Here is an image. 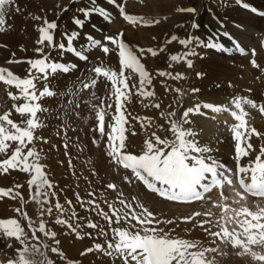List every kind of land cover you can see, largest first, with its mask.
<instances>
[{
  "label": "snow or ice",
  "instance_id": "1",
  "mask_svg": "<svg viewBox=\"0 0 264 264\" xmlns=\"http://www.w3.org/2000/svg\"><path fill=\"white\" fill-rule=\"evenodd\" d=\"M105 3L114 7L130 24L158 23V21L144 17L129 15L125 7L126 0H105ZM14 5L15 0H0V32L5 30L6 16ZM243 7L254 14L264 16V11L252 8L247 3H244ZM67 10V8L62 9V11ZM15 11L19 12L20 8L16 6ZM177 11L195 13L196 9L179 8ZM77 12L79 15L71 18L75 29H66L62 32L59 42L56 41L54 35L58 29L56 21L43 19L42 25L37 29L38 39L36 41L37 45L43 47L35 49L38 54H41V58L27 61L30 66L27 77L21 78L10 69L0 66V83L5 85L6 89L15 88L18 93L7 91L8 98L14 102L11 108L21 117H26L18 123L11 118L10 110L0 113V175L17 171L29 177L27 179L29 190L27 200L17 190L23 187L21 184H14L8 188L0 187V199L19 201L20 206L14 208L13 211L26 221L27 229L31 232V237H29L20 219L0 218V236L14 238L21 245V248L17 249V257L9 259L6 264H53V261L45 255L50 248L49 244L42 241L37 233L54 241L55 245L60 244V241L55 239L56 232L46 226L44 219L45 215L52 216L54 210L57 213L55 223L66 226L70 233L75 234L76 239H83L85 235L92 238L91 232H83L85 228L96 230L97 236L104 237L103 244L95 243L92 247L85 248L80 253L81 256L95 251L113 260L119 259L122 264H216L215 257L209 258L208 254L226 255L220 247L222 244L237 250L235 255L239 257H250L256 264H264V144L259 146L257 152L256 147L250 142L252 137L264 139V133L257 131L245 119L249 113L244 107L245 105L250 106L264 115V103L257 104L248 97L236 96L230 101L231 107L209 103L197 104L184 110L179 119H173L176 117L175 111L168 112L166 116L161 112V116H165L169 124L167 131L172 134L171 139L161 138L155 131H149L150 118L133 116L131 119L140 123L145 131L146 139L139 153L127 151L126 133L129 128L126 126L130 124V113L126 104L131 102L133 95L142 98V102L155 96L154 91L150 90L152 74L141 62V58L145 53L155 57L158 52L153 48L138 47L133 50L125 43L122 32L105 34L99 39L91 34H84L85 43L77 46L75 42L80 40L86 21L94 16L106 22L112 21L110 11L99 5L97 0H88V4L78 8ZM32 19L42 20L40 16H33ZM237 27L242 28L243 26L237 25ZM192 28L197 29L199 25L193 22ZM217 35L220 36L219 40L212 39L208 42L193 36L181 39L178 42L187 51L179 55H171L169 59L174 62L184 61L188 67H192V61L188 58L199 55L196 49L201 47L223 53L236 51L242 55L246 54V49L230 32L223 31L222 35L220 33ZM177 39L176 36H172L167 43L177 41ZM224 40L229 41L231 47L226 46L223 43ZM45 48L58 49L61 54L69 53L81 62H89L88 53L93 49L99 50L105 56L115 53L119 62L118 71L103 61L92 63L91 67L86 69L88 75L78 78L77 84L74 85L75 91L72 93L78 95L83 90H95L97 81L101 77L110 83L111 87L107 89L105 96H98L96 91H92L91 98L85 101L95 114V127L92 131L98 133L100 140L106 137L105 149L109 162L131 173V175H124L123 180L126 183L138 182L150 193L175 204L191 205L194 202H201L203 211H192L179 218L160 219L136 196H132L129 200L124 192L117 191L118 186L111 182L107 183L106 188L117 191L118 199L111 202L104 200L107 211L97 202L98 199L103 198V193L98 198L95 192H89L88 195L91 198L87 200L76 193L77 202L85 212H95L96 216L107 222L108 231H106L103 226L92 219L78 216L72 201H66L68 207L62 205L58 199L54 204L52 203V199L56 197L55 185L48 177L47 165L41 162L43 151L36 148L34 141L39 139L44 143H49L43 137L35 135L36 130L44 126V121L38 114L49 111L38 101L43 97L54 96L56 93L50 90L48 85L38 90L34 81L40 78L47 80L50 73L58 71L68 73L76 69L78 65L53 61L50 53L45 52ZM163 50V48L160 49V51ZM251 51L254 57L255 49ZM20 62L13 59L7 61L9 64ZM251 63L253 67H260L255 59ZM32 70H36L40 75L33 74ZM156 75L170 79L183 78L182 74L177 73L173 76L172 73L165 71H157ZM202 75V73H197L198 77ZM134 76L138 77V80L134 79ZM175 91L183 94L180 89H175ZM191 91L196 92L198 89ZM19 100L23 103H15ZM93 100H99L100 103L95 104ZM144 106L160 108L159 103L152 102ZM75 107L78 108L79 104H75ZM202 108L210 109L214 113H229L236 121L229 125L234 141L235 171L212 157L211 147L200 145L196 139V131L185 127L190 123L189 115L200 113ZM109 115L111 119L106 120ZM66 133L67 126H65L67 139ZM136 134L133 130L132 135ZM100 140H97L95 135L93 136L94 144L99 145ZM64 147L65 155H67V142ZM252 152H256L255 159L247 165L241 164V159ZM225 185L233 189L232 197L224 195ZM214 189L221 190L219 201L212 200L211 196L206 195ZM249 196L258 198L255 209L249 206ZM229 200L231 203H226ZM209 201H211V206H208ZM30 202L38 206V225L37 221L23 210L24 205ZM117 203L120 207H117ZM213 209H219V212H214ZM176 219L183 223H191L194 228H201L207 237V243L173 237L170 231L160 226L174 224ZM113 225L119 226L114 227ZM109 231L111 238H109ZM30 240L36 243H30ZM50 251L59 255L66 261V264H77L76 261L68 259L58 247H51ZM38 257L43 259H38Z\"/></svg>",
  "mask_w": 264,
  "mask_h": 264
},
{
  "label": "bare ground",
  "instance_id": "2",
  "mask_svg": "<svg viewBox=\"0 0 264 264\" xmlns=\"http://www.w3.org/2000/svg\"><path fill=\"white\" fill-rule=\"evenodd\" d=\"M54 1H57V5H58V0H54ZM80 1L81 0L76 1L74 3L76 5L74 6L76 9L75 10L76 12L78 8L85 6L84 1H81V2ZM162 1L163 0H159V2H162ZM20 2L22 1L15 0V5L8 12L6 16L5 30L3 32H0V66L10 69L11 71H13L14 74L18 75L21 78H25L29 74L28 70L30 67L27 61L31 59L41 58V54H38L35 51V49L37 47H43V46L37 45L36 43L38 39V34H37V36L33 38L32 43L30 41L32 57L27 56V55H19V53L21 52H18V51L22 47L21 24L24 19L22 20V17L20 16L19 12L15 11V7L16 6L19 7ZM130 2L132 1L130 0ZM163 2L165 4V7H167L168 3H165L167 1L164 0ZM136 3H137V0H136ZM244 3H247L250 7L258 9L259 11H264V0H240V2H238V0H217L215 4L201 3L199 8L197 9L198 11L193 13V15L191 16V19L192 20L195 19V23L199 25V28H197V31L193 34V37H197L204 42H208L209 40H212V39L219 40L220 36H218L217 33H220L222 35L223 31H228L232 34L233 37L236 38V40L241 44V46L246 49V54L242 55L236 51H233L231 53H223V52H218L214 49H207L203 47L197 48V52L199 53V55H196L194 58H192L193 59L192 67L186 66L185 72L183 71L182 75L184 76L186 75L185 78L187 79L185 84H182L181 87H178L176 84H172L171 86L170 83L173 81H171L170 83H166L167 80H165L164 78H161V80L158 81L159 84L162 87L164 86L170 92H172L171 91L172 89L174 90L180 89L181 92L184 93L186 101L190 103V105L194 104V106L196 104L209 103V104H213L216 106L228 105L229 107H231L230 101L232 100L233 96L234 97L236 96L248 97L256 101L257 104L264 103V71H262V69H264V16L254 14L250 10H246L243 7ZM99 5L103 6L104 8L108 10L110 9L109 4L105 3V0H101ZM71 10L73 11V9L69 8L67 11H62L60 14H58V18L56 20V23L58 24V29L56 30L54 34L57 42L61 40L60 34L64 32L66 29H72V30L75 29V26L72 25L71 23V18L74 15V14H70L72 12ZM151 12L153 16L149 20L158 21V23H153L151 25H142V28H144L142 32L140 30V24H136L135 26L139 28L135 31L136 34L140 36V32H141V36L147 35V36H142L141 39L138 38L141 40V43H143L145 39H150V41H148L147 44L143 43L144 46H150L151 41L153 40L151 37L152 34L154 35V42H155V39L156 40L162 39L163 34L165 33V31L167 32L168 30L169 24L163 27L162 25L165 23L162 22V17L158 18L156 15V14L162 13L163 11L159 10L158 8L153 9L151 7ZM77 14L79 13L77 12ZM111 16L113 19L114 16L112 14ZM157 18L160 21L157 20ZM47 20L51 21L50 18H48ZM124 22L128 24L127 21H124ZM90 23L92 25H90ZM41 25L42 23H39L38 27ZM93 25H95V27H93ZM116 25L118 24H115V26ZM237 25H242L243 27L242 28L237 27ZM131 26L133 25L125 26V27L122 26V27L126 28V27H131ZM208 26L210 28V31L213 32L212 34H209L207 32ZM38 27L36 29H38ZM105 28H106V24L103 22V20H101L97 16H94L90 20L86 21L85 28L81 32V38L79 41L75 43L77 44V46L85 43V41L83 40L84 34H91L98 39L102 38V36L105 35L107 31ZM36 32L38 33L37 30ZM123 34H124L123 38H124L125 43L130 48H133V44L137 43V40L134 37V35L136 34H129L127 31L123 32ZM109 35H111L110 32H109ZM223 43L226 46L231 47V43L229 41L224 40ZM136 49L137 48H133V50H136ZM160 49L159 51L157 50L158 55H156L155 57H153L152 55L148 53H145L143 55V58H141V62L145 65L146 69L151 74L153 73L152 75H154V73H157V71H164V68H165V67L162 68V60H163L162 58L164 54L162 53V51H160ZM252 49H255L256 54L254 57L252 56V51H251ZM45 52L50 53L51 59L55 62L66 63V64L75 63L78 65L76 69L71 70L68 73H63V72L58 71L56 73H50L47 80L40 78L34 81L36 83V87L38 90H42L45 87V85H48L50 86V90H53L56 93V95L54 96L43 97L38 101V103H40L43 107L49 109V111L38 114L40 118L44 121V126L37 129L35 135L37 137H43L44 140L49 141V143H44L42 140H39V139L35 140L34 143L38 150L43 151V158L41 162L47 165L46 171H47L48 177L55 185L54 191L56 193V197L54 201L52 200V203L54 204V202H56V199H58L62 205H64L65 207H68L62 201L65 194L70 195L72 197V200L70 201H73V200H77L76 193L80 194V192L78 191H70V192L67 191L66 192L65 187L64 186L61 187L64 184L63 182H65V177H66L61 167L62 162L60 159V155H61L60 153L63 152V147H61L62 141L59 139H56L53 136L55 132L54 128L56 126L59 127L61 121L65 119L68 122V124H72V125H75L76 122H78L81 125L78 128V131L85 132L84 127L86 126L87 127L86 129L89 130L88 132H86L87 135H89V138H87V140L84 141L86 143L83 145L85 146L89 144L91 147V144L93 143V136L95 135L97 138L99 135L98 133H94L92 131V129L95 127V120H94L95 114L92 111L89 104L85 103V101L91 98L92 91H96V94L98 96H101V97L105 96L107 89L110 88L111 85L108 81L104 80V78L101 77L97 81V88L95 90L93 89L83 90L79 92L78 95H73L72 93L75 91L74 85L77 84L78 78L85 77L88 75L86 69L91 67L92 63H95L92 61L95 55L97 57V54H101V56L105 58L107 61L106 65H108L109 67L117 71L119 70V62H118V57L115 55V53H112L109 56H105L102 52L96 49H93L90 53H88L89 62H81L69 53L61 54L58 49L52 50L51 48H45ZM13 53H15V56H13ZM10 59L19 60L21 62L9 64L7 63V61ZM253 59H255L257 64L260 66L259 68L253 67L251 63ZM225 70H230L232 74L234 73L235 77L238 74H241L242 78H244V82L237 80V81L226 82V83H231L230 86L225 84V82H223V75L225 74ZM32 71H33V74L38 75V76L40 75L39 73L36 72V70H32ZM197 73H202L203 75L198 77ZM134 79L138 80V77L134 76ZM242 83L246 86L243 87L241 85ZM192 89H198V91L193 92L191 91ZM7 91H12L13 93L18 94L15 88L6 89V86L0 83V113L6 110H10L12 113L11 118L14 121L19 123L21 120L26 119V117H21L19 114H17L14 111V109L11 108L14 102L8 98ZM175 92H176L175 95L179 96V92L177 91ZM154 101H155V97L145 99L142 102V98L133 95L131 98V102L127 103L126 107L130 115L132 114V115H136L142 118L148 117L151 119L153 107H145L144 105L150 102L154 103ZM15 103L20 104V103H23V101L19 100V101H16ZM77 103L79 104L78 108L75 107V104ZM93 103L99 104L100 101L93 100ZM188 103L186 105L187 109L194 107V106L188 107ZM244 107H245V110L249 113V115L245 119H247L250 125L255 128V123L259 120L258 116L261 117V113L258 110L251 108L250 106L245 105ZM85 108L88 109V111L90 109V112L87 111L88 114H85L86 113ZM180 112L181 111L176 112V117H177L176 119H179ZM77 113H79V115H77ZM83 119L84 121L87 120L86 125H85V122H83ZM110 119H111L110 115L106 117V120H110ZM189 120H190V123L185 125V127L192 128L193 130L196 131L197 133L196 139L198 140L199 144L207 145L211 147L212 152L210 153V155L214 157L220 163L226 165L228 168L233 169V171H235L236 160L234 159V155H235L234 141L231 140L229 136H227V132H231L229 131L230 130L229 125L236 123V121L233 120L231 115L226 112L214 113L210 109L202 108L200 113L190 114ZM134 124L137 129V134L135 138H137L139 141V144L143 146V141L146 139L145 131L143 128H141L139 122L135 121L133 123V126ZM261 125H264V124H261ZM260 129H262V127ZM57 133L61 134L60 131H57ZM64 134H65V131L61 134V136ZM81 138H83V136ZM65 140H67V142H70L72 138L68 137ZM97 140H100V138ZM250 142L256 147V150L258 152L259 146L261 144H264V139L252 137ZM100 143H101V140H100ZM102 144H99V146L102 147ZM137 144L138 143L136 142V145ZM141 146L140 145L138 146L139 148L138 152L141 151L142 149ZM86 147L84 148L86 149ZM92 148H93V145H92ZM93 149H95V147ZM100 149H104L103 153L105 154V157L101 158L102 155L101 157H99L100 161L98 160V164L96 163V168H99L100 170V167H101V170H100L101 172L99 173H103L108 168V163L106 162L108 160L106 158L108 157L106 155V149L104 145H103V148H100ZM86 151H89V146H88V150L86 149ZM86 151H83V152H86ZM133 151H134V148H133ZM88 155L90 154L88 153ZM255 155H256V152L250 153L249 156L243 157L240 163L243 165H247L251 160L255 159ZM82 158L83 160L85 159V157H82ZM111 166L114 167L117 177H119L121 174H123V176L131 175V173L128 172L127 170L119 168L113 164H111ZM88 171L90 172V170ZM95 171H96V174H98L97 173L98 170H95ZM78 177L80 176H77V179H79ZM28 178L29 177L25 173L12 171L10 172V174L0 175V187L5 188V187H12L14 184H21L23 185L22 190H23L24 198L27 200L29 197V190H28V185H27ZM120 180H123V179H120ZM88 182L90 183L89 180ZM125 185H126L125 187L118 186L117 191H123L125 196L129 200H131L132 196H136L145 205V207H147L151 212L155 214L156 217L160 219L179 218L181 216L189 214L192 211H203L204 210L201 207V202H194L191 205H179L173 202L165 201L162 198L156 196L155 194L150 193L146 188H144L142 184H139L138 182H133L132 184H128L125 182ZM99 188L100 187H98V190ZM237 188H238V185H237ZM220 191L221 190L214 189L213 192L206 194V195L211 196L212 200L219 201ZM223 192H224V195H227L229 197L233 196V189L228 185H225ZM82 195L80 194V196ZM104 198H106V196ZM117 199L118 198H116L115 200ZM257 199L258 198L251 197V196H249L248 198L249 206L252 207L253 209H255V204L257 202ZM101 201L103 200L101 199L100 201H98V203L100 202V204H103V202L101 203ZM8 202H9L8 199L7 201L5 198L0 199V218L4 217L2 216L1 210L5 209V205ZM74 202L76 203V201ZM9 203H12V201ZM226 203H231V200L226 201ZM26 205L29 209L31 217L33 218V220L37 221V225H38V220H39V217L37 214L38 206L34 202H30ZM208 206H211V201H209ZM117 207H120L118 203H117ZM137 211H139V209H137ZM213 211L218 213L219 209H213ZM76 212L81 213L80 209H77ZM56 215H57L56 212L52 216L45 215L44 219L46 221V226L51 231L56 232L57 235L55 238L59 241H63V243H61L60 245L65 248L66 255H69V256L72 255V258H75L74 260H76L80 264H98V262L99 264L101 263L102 264H122V262L119 259L113 260L109 256L105 257L106 262L105 260L102 261L100 257H99L100 259L99 258L97 259L96 257H90L89 255L91 253L85 256H81L80 253L85 248H88L90 246L89 239H92L93 237H95L96 239L97 236H94L96 235V230L85 228L83 229V232L85 233L91 232L92 238H89L88 236L85 235L83 239H76L75 234L70 233L66 226L55 223ZM82 215H85V213H83ZM81 223H83V221H81ZM113 226L115 227L119 225H113ZM124 226L126 227L127 225H124ZM160 226L163 227L166 231H170V234L173 237H179V238L189 239V240H200V241L207 240V237L205 236L201 228L199 227L194 228L191 223H183V222H180L179 219H176V222L174 224L160 225ZM28 235L29 237H31L30 233ZM37 235L40 236V239L42 241L47 240L45 237H43L42 234L37 233ZM99 237H101L102 239V236H99ZM9 239L13 241L15 240L14 238H9ZM30 241H33V240H30ZM33 242L36 243V241H33ZM98 242H99V239H98ZM101 243H102V240H101ZM92 246L93 245H91L90 247ZM212 246H215V245H212ZM220 247L224 250L226 255L220 256L219 254H208L209 258L215 257L216 264H256V262L253 261L250 257H239L235 255V252L237 250L232 249L231 246L225 247L224 245L221 244ZM100 254H98V256ZM45 255L49 257V253L46 252ZM100 256L102 257L103 255H100ZM0 262H4V264H6L7 261H5L3 257H1Z\"/></svg>",
  "mask_w": 264,
  "mask_h": 264
},
{
  "label": "rangeland",
  "instance_id": "3",
  "mask_svg": "<svg viewBox=\"0 0 264 264\" xmlns=\"http://www.w3.org/2000/svg\"><path fill=\"white\" fill-rule=\"evenodd\" d=\"M20 1H22V2H20V4H19L20 5L19 6V8H20L19 14L22 17V20L23 19L24 20H23V22L21 24V32H22V35H21L22 36V40H21V42H22V47L18 51V52H21V53H19V55H27V56L32 57L31 43L33 41V38H35L37 36L38 33L36 32V30H37L36 28L38 27L39 23L43 22V19L47 20L48 18H50L51 21H54V20L56 21L57 18H58V14H60L62 12V9L65 8V7H67V9H69V8L73 9L74 12L71 10L72 12L70 14L79 15L75 11L76 9L74 7V6H76L74 3L76 1H79V0H75V2H74V0H58V5H57V1H54V0H20ZM81 1H84V5H86L88 3V0H81ZM131 1L134 2V3L130 2V0H126V5H125L126 11H127V13L129 15L133 14L134 16H140V17H144L145 19H150L153 16L152 12H151V7L153 9L154 8H158L159 10L163 11L162 13L156 14L158 18L162 17V22L165 23V24L162 25L163 27L165 25L169 24L168 25V30H167V32L165 31V33L162 36V39H160V40H158V39L156 40L155 39V42H154V35L152 34L151 37H152L153 40L151 41L150 46H144V44H147V42L150 41V39H145L143 41L144 44L141 43V40H140L141 37L142 36H147V35H142L141 36V32L144 29V28H142V25L140 24L141 32H140V36H139L135 32L137 29H139L138 27H135L136 24H130L129 22H128V24L125 23L124 22L125 20L123 18H121L119 12L114 7H112L111 5H109V8H110L109 11H110V14H112L114 17H113L111 22L103 21L106 24V28H105L107 30L106 34H109V32L111 34H116L118 32H122L123 33L125 31H127L129 34H136V35H134V37L137 40V43L133 44V48H138L139 47V48L148 49V48L151 47V48L155 49L156 51L157 50L159 51L160 48H163L164 50L162 51V53L164 54V56L162 58L163 59L162 60V68L165 67L164 71L172 73L173 76H175L177 73L183 74V71L185 72V67L187 66V64H185V62H183V61L174 62V61H171L169 58H170L171 55H179V54L187 51V49H185L182 45H180L178 41L181 40V39H186V38H188L190 36H193V34L197 31V29H193L192 28V23L195 22V19H193V20L191 19V16L193 15V13L178 12L177 9H179V8H194V9H196V11H198L197 9L199 8L201 3H213V4H215V2L217 0H166L167 2H165V3H168L167 7H165V4L163 2L164 0L162 2H159V0H137V3H136V0H131ZM100 2H101V0H97L98 4ZM139 6H140V8H139ZM128 10L131 13H129ZM143 10H145V11H143ZM33 16H40L42 18V20H40V21L34 20V19H32ZM158 18H157V20H159ZM91 23H90V25H92ZM119 23H121L122 25L119 24ZM115 24H118V25L115 26ZM130 25H133V26L123 28L125 26H130ZM152 26H154V25H152ZM207 32L209 34L213 33L212 31H210L209 26H208ZM172 36H176L178 38L177 41H173L171 43H167V41ZM59 38H60V36H59ZM138 38H140V39H138ZM30 41H31V43H30ZM153 45H155V46H153ZM196 51H197V49H196ZM98 53H100V52H98ZM194 57L195 56H191L188 59L191 58L190 60L192 61L193 60L192 58H194ZM93 58L94 59L92 61L95 62V63H99L100 61H103L105 64H107L106 59L103 58L101 56V54H97V57L95 55ZM101 58H103V59H101ZM142 58H143V56H142ZM98 59H99V61H98ZM168 65H171V66H168ZM154 75H156V73H154ZM154 75H152V76H154ZM182 77L184 79L183 78H181V79H170V78H166V77H158V75L152 77V84L150 85V90L154 91V93H155V96H154L155 97V101H154V103H159L160 104V108H158V109L155 108L156 110L154 108L152 109L151 128L149 129V131H155L156 134L159 135L161 138H169V139L172 138V134L169 131H167V129L169 128V124L166 122V119H165V116L167 115V113L170 112V111H176V112L177 111H181L180 115H179V117H180L182 115L183 111L187 109L186 105H187L188 102L186 101V98H185V95H184L183 92H182L183 93L182 95L180 94V92H179V96L175 95L176 92H175L174 89H172L171 90L172 92H170L164 86L162 87L159 84L158 81L161 80V78H164L165 80H167L166 83H170L171 81H173V82L170 83L171 86H172V84H176L178 87H181V85L185 84L186 81H187V79L185 78L186 75L185 76L182 75ZM237 80H240V81L244 82V78H242L241 74H238L235 77L234 73L232 74V72H230V70H225V74L223 75V82H225V84L230 86L231 83H226V82L237 81ZM241 85L243 87L246 86L243 83ZM232 98H234V96ZM190 106H194V104L190 105V103H188V107H190ZM85 111H86L85 114H88L87 113L88 109L85 108ZM88 112H90V109H89ZM161 112H163L165 114V116H161ZM133 116H136V115H132V114L130 115V117H129L130 124L128 126H126V127L129 128V131L126 133V136H127V139H126L127 149L126 150L130 151L132 153H136V152L139 153L138 152V150H139L138 146L139 145L141 146V144H139L138 139L135 138L136 135H132V131L133 130L137 133V129L135 127V124L133 126V123L136 120L131 119V117H133ZM155 117H156V119H155ZM176 118L177 117H174L173 119H176ZM258 119L259 120L255 123V128L257 129V131H259L261 133H264L263 132L264 131V128H263L264 125H261V124H264V115H261V117L258 116ZM86 121L87 120L84 121V119H83V122H85V125H86ZM65 126H67V134H66L67 138L68 137L72 138V140L70 142H67V140H65L66 139L65 134L61 136V134L65 131ZM80 126L81 125L78 122H76L75 125L68 124V122L65 119V120L61 121L59 127L56 126L54 128L55 132H54L53 136L56 139H59V140L62 141L61 147H63V152L60 153L61 154L60 155V159H61V162H62L61 163L62 164L61 167H62L63 172L66 175V177H65V182H63L64 184L61 187L64 186L66 192L67 191L68 192H70V191H78V192H80L81 195L83 194L81 196L83 199H85V198L90 199L91 197H89L88 193L96 191L95 193H96L98 198L100 197L101 193H104L103 194V198L98 199V201H100L101 199L103 200V201H101V203L103 202V204H104V200H108L110 202L114 201L116 198H118L117 197V191H112V190L107 189L106 185H107V183L111 182V183H115L117 186H124L125 187L126 185H125L124 180H120V179H123L124 176H123V174H121L119 177H117V174H116V171H115L114 167L111 166V163L109 162V158H106V159H108L106 161L108 163L107 170L105 172H103V173H99V172H101L100 171L101 167H100V170H99V168H96V163L98 164V160L100 161L99 157H101V155H102L101 158L105 157V154L103 153L104 149H100V148H103V145L105 147L106 137L104 138V140H101V143H99V144H102V142H103L102 147L99 146V145H96L94 143L91 144V147H90L89 144H87L89 146V151H86V149L88 150V146L87 145L84 146L83 144H85L86 142H84V141H86L87 138H89V135H87V133H86L89 130L86 129L87 127L85 126L84 127V131L85 132L78 131V128ZM261 127H262V129H260ZM57 131H60L61 134L59 133V135H58ZM228 133H229V135H228ZM82 136H83V138H81ZM227 136H229L231 138V140H232V133L231 132H227ZM99 138L100 137L98 136L96 139H99ZM134 141H136L138 143L137 144L138 146L136 145V142H134ZM66 142L68 143V146H69L68 149H67L68 155H65L66 149L64 147V144ZM132 142H134V143H132ZM92 145H93V148L95 147V149L92 148ZM83 146L84 147L87 146L86 149ZM96 147H98V148L100 147V148L98 149ZM135 147H137L138 149L135 148ZM133 148H134V151H133ZM82 150L86 151L87 153L83 152ZM81 152H82V154H81ZM84 153H86L87 155L84 154ZM88 153L90 155H88ZM99 153H101V154H99ZM93 155H94V157H93ZM96 156H97V158H96ZM82 157H85V159L83 160ZM86 157H88L89 159L86 158ZM92 160H93V162H92ZM104 161H105V159H104ZM88 170H90V172ZM95 170H98L97 171L98 174H96ZM94 174L98 175L99 177L94 175ZM87 175L91 176L92 178L87 176ZM77 176H80V177H78L79 179H77ZM118 178H120V179H118ZM98 179L100 180L101 183L99 182ZM88 180L90 181V183L88 182ZM95 181H97V182H95ZM75 183H77V184H75ZM95 187H97V188H95ZM98 187H100L101 189L99 188V190H98ZM5 188H8V187H5ZM76 188H77V190H76ZM17 190L20 191L21 194L23 195L22 188L17 189ZM105 196H106V198H104ZM5 199L7 201V198H5ZM54 199L55 198H53L52 200L54 201ZM87 199H85V200H87ZM68 200H72V197L70 195L65 194V196H64V198L62 200L63 203L66 204V201H68ZM8 201L9 202L12 201V203H9V202L6 203L5 209L1 210L2 216H4L3 218H17V219H20V222L25 227L26 232H28V234L29 233L31 234V232L28 231V229H27L26 221H24L22 218L18 217L17 214L13 211L14 208L20 206L19 201L18 200H15V201L11 200L10 201L9 199H8ZM74 201H76V203ZM72 204L75 207V210L80 209L81 213H77L78 216L88 217L90 219H93L94 222L99 223L101 226H103L105 228L106 231H108L107 222L99 219V217L96 216L95 212H84V210L78 205L79 203L77 202V200H73ZM103 204H101V206L105 209V211H107L108 210V209H106L107 205H105V204L103 205ZM6 206H7V208H6ZM23 210L26 211L29 216H31L27 205H24V209ZM83 213H85V215H82ZM53 214H55V210H54ZM92 215H93V217H92ZM94 236H97V235H94ZM109 237L111 238V233L110 232H109ZM92 239H89L90 240V243H89L90 246L94 245L95 243H101V240H102L101 244L104 243V238L103 237L101 239V237L97 236L96 237L97 240L95 239V237H93ZM98 239H99V242H98ZM44 242L48 243L50 248L51 247H58L65 254V256L68 257V259L76 261V260H74L75 258H72V255L71 256L66 255L65 248L60 245L61 243H63V241H60L59 246L55 245L54 241L49 240V239L45 240ZM87 242H89V241H87ZM202 242L207 243V240H202ZM30 243H35V242L30 241ZM9 245H11V247ZM20 248H21V245H20L19 242H16L15 240L13 241V240H10L9 238H5V237L0 236V258L3 257L5 261H8L9 259H14V258L17 257V249H20ZM50 248L46 252L49 253V257L48 258H50L53 261V264H66V261L61 259V257L59 255L52 253L50 251ZM64 250H65V252H64ZM42 251H43V249H42ZM93 253H95V251H93ZM93 253H91L92 255L90 254L89 256L90 257H96L97 259L100 257L102 259V261L105 260V262H106V259H105L106 256L105 255L96 252L95 254L97 256H98V254L104 256V257L103 256L101 257L99 255L97 257ZM38 259H43V258L38 257ZM77 264H80V263L77 262ZM98 264H99V262H98Z\"/></svg>",
  "mask_w": 264,
  "mask_h": 264
}]
</instances>
